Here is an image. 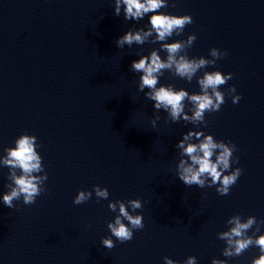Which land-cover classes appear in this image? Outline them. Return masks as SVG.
Wrapping results in <instances>:
<instances>
[{
  "label": "water",
  "instance_id": "1",
  "mask_svg": "<svg viewBox=\"0 0 264 264\" xmlns=\"http://www.w3.org/2000/svg\"><path fill=\"white\" fill-rule=\"evenodd\" d=\"M168 3L163 13L190 15L193 23L167 42L194 33L190 58L210 59L212 48L227 52L204 71L234 74L220 90L235 86L242 97L233 104L226 96L219 112L206 114V128L165 124L167 114L155 112L137 91L139 74L130 65L137 53L148 55L160 45L120 49L116 40L143 27L148 16L125 22L123 14L114 15V0H0V157L27 132L41 145L48 175L35 204L21 199L10 209L0 202V264H164V257L184 264L191 256L197 264L214 258L251 264L258 258L254 246L224 257L226 244L217 234L228 230L233 215L264 221V0ZM202 75L188 83L165 72L159 84L199 93ZM189 130L237 146L239 163L231 170L243 174L229 195L220 196L216 187H186L176 178L175 146ZM8 173L0 167V196L8 191ZM94 186L107 188L109 199L97 202ZM81 190L92 197L74 205ZM132 199L143 205L132 214L143 216L144 228L131 241L104 248L107 224L118 214L108 203ZM254 232L255 226L248 235Z\"/></svg>",
  "mask_w": 264,
  "mask_h": 264
},
{
  "label": "clouds",
  "instance_id": "2",
  "mask_svg": "<svg viewBox=\"0 0 264 264\" xmlns=\"http://www.w3.org/2000/svg\"><path fill=\"white\" fill-rule=\"evenodd\" d=\"M167 7H169L168 0H114V15L119 17L123 14L125 22L139 23L148 16L147 24L138 29L129 28L116 40V45L124 49L125 46L131 48L134 44L138 46L146 43L159 44L160 47L153 49L148 55L137 53L139 59L134 60L130 65V71L139 74L137 91L143 93L145 99L153 103L155 112L163 111L167 114L165 124L183 121L185 126L191 124L193 129L206 128V114L219 112L226 103V96L231 97L233 104H238L242 97L235 94V86H229L227 93L220 90L233 79L234 74L204 71L208 67H215L217 60L226 58L227 52L212 48L209 51L210 59L190 58L187 50L197 39L194 33L186 40L167 42L174 35L181 36L185 27L193 23L190 15L175 16L163 13L161 9ZM160 52H165L166 57L162 58ZM165 72L188 83L192 82L198 72H203V75L197 79L200 92L190 94L183 88L177 90L171 84L160 85V78ZM188 112L191 115L187 114ZM159 119L160 116L157 115L151 121L153 128L156 127ZM40 147L37 138L25 132L15 140L14 147L4 149L6 155L0 157V167L9 170L7 176L9 183L5 185L8 191L0 196V202L4 206L15 209L14 202L21 199L23 205H33L46 191L44 185L48 175L43 158L37 151ZM175 147L179 150V160L175 167L176 178L186 187L196 186L200 189L216 187V192L220 196H227L243 174V169L239 167L231 170L234 163H239L238 157L233 158L238 149L231 141L225 143L216 140L213 135H205L203 131L189 130L182 134ZM93 191L97 202L101 199H109L107 188L94 186ZM92 194L89 191H79L73 204L86 203L91 199ZM142 207L139 199L126 202L110 201L108 209L118 214L107 224L110 236L103 238L101 245L111 250L116 246V242L124 244L131 241L134 232L144 228L143 216L132 214ZM226 224L230 226L228 230L217 234V238L226 244L222 255L235 258L254 246L259 249V256L253 258L251 264H264V234L256 235L261 232L264 221L258 222L256 217L249 216L242 222L240 215H233ZM254 226L255 232L251 236L248 235L249 230ZM164 264H176V262L164 257ZM184 264H197V258L188 257ZM211 264H227V262L214 258Z\"/></svg>",
  "mask_w": 264,
  "mask_h": 264
}]
</instances>
